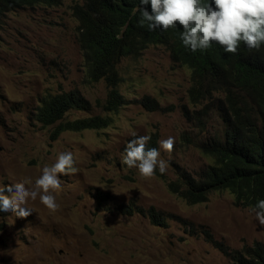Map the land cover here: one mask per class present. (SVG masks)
Masks as SVG:
<instances>
[{
  "label": "rangeland",
  "instance_id": "obj_1",
  "mask_svg": "<svg viewBox=\"0 0 264 264\" xmlns=\"http://www.w3.org/2000/svg\"><path fill=\"white\" fill-rule=\"evenodd\" d=\"M83 3L16 10L0 30V185L7 190L28 179L26 187H34L42 168L63 152L72 153L76 168L59 177L61 190L52 193L55 211L37 196L25 205L30 216L0 215V264H231L204 232L232 251L264 243V225L252 209L237 208L231 193L215 192L208 202L191 206L169 191L167 183L179 170L198 176L207 159L183 140L202 135L198 123L185 116V111L193 120L202 116L192 114L200 107L189 101L191 72L174 64L165 48L150 47L138 59L122 60L119 90L128 104L102 113L99 103L109 90L103 81L90 83L78 41L74 7ZM71 91H79L92 111L72 110L68 120L108 115L113 124L53 140L57 126L42 127L37 110L46 95ZM155 104L158 111L151 109ZM202 125L220 128L221 122L213 113ZM142 135L158 137L164 173L144 177L123 164L127 143ZM169 136L170 152L159 147ZM132 204L155 208L167 226L117 210Z\"/></svg>",
  "mask_w": 264,
  "mask_h": 264
},
{
  "label": "trees",
  "instance_id": "obj_2",
  "mask_svg": "<svg viewBox=\"0 0 264 264\" xmlns=\"http://www.w3.org/2000/svg\"><path fill=\"white\" fill-rule=\"evenodd\" d=\"M63 1L0 0V30L10 12L35 5L61 6ZM131 2L84 0L82 6L74 7V16L79 21L78 41L90 82L105 81L109 90L107 100L99 103V107L103 112L112 113L125 105L118 91L117 71L123 58L139 56L152 45L164 46L174 63L191 71L189 101L192 106L200 107L192 114L202 116L193 120L188 111L185 116L198 123L202 135L196 140L193 136H184L183 140L194 145L207 159L198 176L179 170L177 178L167 183L169 191L191 206L208 202L215 192L227 191L235 197L237 207L252 208L254 193L264 187V144L256 139L253 126L259 112L256 83L264 79V51L241 49L233 56L213 52L208 58H191L171 46L163 32L143 28L140 14L128 8ZM159 108L158 104L151 107L152 111ZM72 110L90 113L91 103L78 91L48 94L41 100L36 121L44 128L57 126L53 140L64 132L101 131L113 123L111 117L100 115L68 120L67 114ZM213 113L221 122L220 128L202 125ZM244 144L249 145L248 149ZM146 148L158 149V137L151 138ZM117 210L129 216L147 217L154 226H167L153 207L144 209L132 204ZM204 235L231 264H264V243L256 242L241 251H232L209 232Z\"/></svg>",
  "mask_w": 264,
  "mask_h": 264
},
{
  "label": "clouds",
  "instance_id": "obj_3",
  "mask_svg": "<svg viewBox=\"0 0 264 264\" xmlns=\"http://www.w3.org/2000/svg\"><path fill=\"white\" fill-rule=\"evenodd\" d=\"M129 4H131L128 7L130 10L140 14L143 28L163 32L171 46L191 58L201 59L203 56L208 58V55L213 52L233 56L238 55L241 49L264 51V0H133V4L132 2ZM19 10L21 9L17 11ZM119 38L122 36L120 35ZM150 47L165 48L152 45L147 49ZM147 49L142 51L139 56H129L122 60L138 59ZM120 63L117 66L120 77L118 91L125 101L124 106H126L127 100L119 90L123 82L119 72ZM256 85L259 89V98L257 99L259 112L253 126L256 139L264 144V79H260ZM102 113L108 114L103 111ZM150 139V136L147 135L136 136L127 143L123 154V164L128 168H136L139 174L144 177H151L157 171L162 174L167 167L166 162L159 158L160 151L157 148H146ZM173 145L174 139L171 136L159 141V147L169 152ZM244 146L245 149L249 147L248 144H244ZM74 172H76V168L72 153L63 152L58 154L55 163L42 168L41 175L35 180L34 187H26L30 183L28 179L7 190H3V185H0V215L14 213L21 218L30 216L33 212L25 205L28 200H36L37 196H39L42 205L55 211L58 204L52 193L61 190L59 177ZM253 198L255 205L252 208L237 207L235 197L234 205L241 209H252L256 220L260 225H264V187L258 188Z\"/></svg>",
  "mask_w": 264,
  "mask_h": 264
},
{
  "label": "bare ground",
  "instance_id": "obj_4",
  "mask_svg": "<svg viewBox=\"0 0 264 264\" xmlns=\"http://www.w3.org/2000/svg\"><path fill=\"white\" fill-rule=\"evenodd\" d=\"M56 3V2H55ZM56 6V5H55ZM136 25V24H135Z\"/></svg>",
  "mask_w": 264,
  "mask_h": 264
},
{
  "label": "water",
  "instance_id": "obj_5",
  "mask_svg": "<svg viewBox=\"0 0 264 264\" xmlns=\"http://www.w3.org/2000/svg\"><path fill=\"white\" fill-rule=\"evenodd\" d=\"M0 150H1V147H0Z\"/></svg>",
  "mask_w": 264,
  "mask_h": 264
}]
</instances>
